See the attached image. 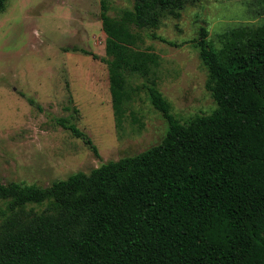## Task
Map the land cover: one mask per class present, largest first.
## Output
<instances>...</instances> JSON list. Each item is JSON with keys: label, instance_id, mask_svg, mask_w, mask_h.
Wrapping results in <instances>:
<instances>
[{"label": "trees", "instance_id": "obj_1", "mask_svg": "<svg viewBox=\"0 0 264 264\" xmlns=\"http://www.w3.org/2000/svg\"><path fill=\"white\" fill-rule=\"evenodd\" d=\"M197 1L133 0L112 16L101 0L115 118L122 125L129 112L143 127L129 73L148 76L167 133L48 187L0 181V264H264V24L231 30L221 49L202 26L197 46L217 109L185 121L158 89V56L138 48L146 31L157 38L166 18ZM62 124L97 153L86 132Z\"/></svg>", "mask_w": 264, "mask_h": 264}, {"label": "rangeland", "instance_id": "obj_2", "mask_svg": "<svg viewBox=\"0 0 264 264\" xmlns=\"http://www.w3.org/2000/svg\"><path fill=\"white\" fill-rule=\"evenodd\" d=\"M108 2L112 16L133 6V0ZM100 13L101 0H7L0 13L1 182L48 187L137 155L166 135L169 123L150 100L148 76L129 73V85L138 89L130 106L143 127L129 112L122 125L116 120L109 66L100 59L107 58ZM262 24L264 0H199L166 18L154 30L157 38L146 31L138 48L158 56V89L185 121L217 109L197 46L202 26L221 49L231 30ZM62 119L86 132L97 153ZM6 207L0 199V212ZM31 207L43 211L47 204Z\"/></svg>", "mask_w": 264, "mask_h": 264}]
</instances>
